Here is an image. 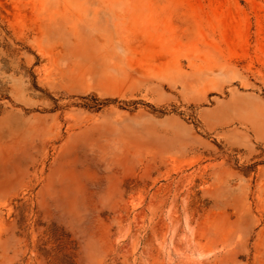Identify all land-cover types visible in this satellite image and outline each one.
Here are the masks:
<instances>
[{"label": "rangeland", "instance_id": "obj_1", "mask_svg": "<svg viewBox=\"0 0 264 264\" xmlns=\"http://www.w3.org/2000/svg\"><path fill=\"white\" fill-rule=\"evenodd\" d=\"M0 264H264V0H0Z\"/></svg>", "mask_w": 264, "mask_h": 264}]
</instances>
